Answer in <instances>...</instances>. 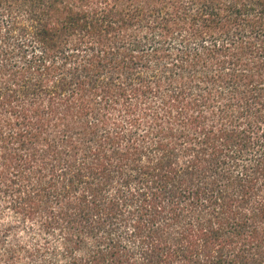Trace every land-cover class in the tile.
I'll return each instance as SVG.
<instances>
[{
	"label": "trees",
	"instance_id": "16d2710c",
	"mask_svg": "<svg viewBox=\"0 0 264 264\" xmlns=\"http://www.w3.org/2000/svg\"><path fill=\"white\" fill-rule=\"evenodd\" d=\"M0 264H264V0H0Z\"/></svg>",
	"mask_w": 264,
	"mask_h": 264
},
{
	"label": "rangeland",
	"instance_id": "374dc122",
	"mask_svg": "<svg viewBox=\"0 0 264 264\" xmlns=\"http://www.w3.org/2000/svg\"><path fill=\"white\" fill-rule=\"evenodd\" d=\"M20 236L26 237V236H28V234L27 233H21Z\"/></svg>",
	"mask_w": 264,
	"mask_h": 264
}]
</instances>
